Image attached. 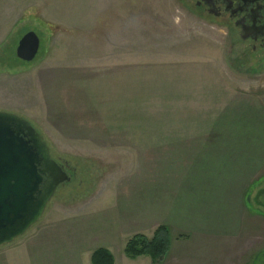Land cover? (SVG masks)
I'll return each instance as SVG.
<instances>
[{"label":"rangeland","instance_id":"rangeland-1","mask_svg":"<svg viewBox=\"0 0 264 264\" xmlns=\"http://www.w3.org/2000/svg\"><path fill=\"white\" fill-rule=\"evenodd\" d=\"M228 18L195 0H0V111L71 173L0 248L34 240L9 264H90L98 247L120 264L128 238L163 221L239 231L264 264V50ZM28 32L39 50L25 63L15 49Z\"/></svg>","mask_w":264,"mask_h":264},{"label":"water","instance_id":"water-1","mask_svg":"<svg viewBox=\"0 0 264 264\" xmlns=\"http://www.w3.org/2000/svg\"><path fill=\"white\" fill-rule=\"evenodd\" d=\"M38 50V37L28 32L18 41L15 57L30 63ZM69 181L40 133L27 120L0 111V248L36 225Z\"/></svg>","mask_w":264,"mask_h":264},{"label":"crops","instance_id":"crops-1","mask_svg":"<svg viewBox=\"0 0 264 264\" xmlns=\"http://www.w3.org/2000/svg\"><path fill=\"white\" fill-rule=\"evenodd\" d=\"M209 142L210 141H206L203 147L205 148ZM255 175L253 177H255ZM253 177L250 179L248 185L256 182L253 181ZM245 194L244 196H246ZM244 196L242 194L241 199H243V201L246 200ZM246 210L247 209H244L245 212ZM240 224L241 222L239 223V225ZM63 225L69 226L68 224H62L61 226ZM161 225L165 226L169 232L168 250L156 264H250V261L256 256V252L254 250L255 243L243 237L239 238L238 235L241 234V232L239 233V231L235 234L223 233L221 235H216V233L214 232H204L199 229H194L191 231H178L171 225L165 224V222L163 221L162 224L157 223L155 225L152 235L155 229ZM41 234L42 235L40 236V238L43 237V232ZM40 238L38 240H40ZM130 238L131 237H129L128 240ZM30 241L34 240L26 239L25 242L23 241L21 244L12 247L10 250L0 255V264H6V262L8 264L9 262L11 263L13 257L23 251H25V254H30L28 249H24ZM92 253L89 254V261L91 259ZM124 257L120 264H152L150 258L148 257H139L135 260H129L126 257V259H124ZM23 259L26 261L25 257ZM86 259L87 258L85 257V261ZM16 260L19 261V259ZM17 261H15V263ZM113 264H115V260Z\"/></svg>","mask_w":264,"mask_h":264},{"label":"flooded vegetation","instance_id":"flooded-vegetation-1","mask_svg":"<svg viewBox=\"0 0 264 264\" xmlns=\"http://www.w3.org/2000/svg\"><path fill=\"white\" fill-rule=\"evenodd\" d=\"M195 3L198 8L215 17L220 18L228 14V21L233 22L239 36L258 44L259 49L264 50V0H195ZM53 159L71 178L69 166L56 158Z\"/></svg>","mask_w":264,"mask_h":264},{"label":"trees","instance_id":"trees-1","mask_svg":"<svg viewBox=\"0 0 264 264\" xmlns=\"http://www.w3.org/2000/svg\"><path fill=\"white\" fill-rule=\"evenodd\" d=\"M257 202L263 210L259 213L264 218V188L257 193ZM168 242V229L161 225L155 229L151 239H147L142 235L132 236L125 244L123 254L129 260H135L139 257H148L152 264H156L166 254ZM90 262L91 264H113L114 260L109 251L97 249L92 253Z\"/></svg>","mask_w":264,"mask_h":264}]
</instances>
